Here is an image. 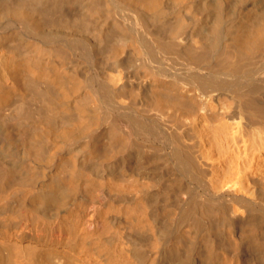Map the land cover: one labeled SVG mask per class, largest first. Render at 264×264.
I'll return each mask as SVG.
<instances>
[{"label":"bare ground","instance_id":"bare-ground-1","mask_svg":"<svg viewBox=\"0 0 264 264\" xmlns=\"http://www.w3.org/2000/svg\"><path fill=\"white\" fill-rule=\"evenodd\" d=\"M0 264H264V0H0Z\"/></svg>","mask_w":264,"mask_h":264}]
</instances>
